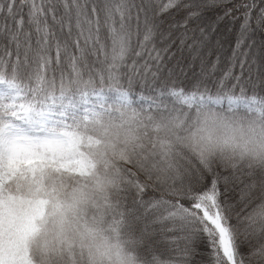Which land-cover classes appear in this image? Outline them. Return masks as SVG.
Returning a JSON list of instances; mask_svg holds the SVG:
<instances>
[{
	"label": "snow or ice",
	"instance_id": "6c2138e0",
	"mask_svg": "<svg viewBox=\"0 0 264 264\" xmlns=\"http://www.w3.org/2000/svg\"><path fill=\"white\" fill-rule=\"evenodd\" d=\"M257 126L264 0H0V264H264Z\"/></svg>",
	"mask_w": 264,
	"mask_h": 264
},
{
	"label": "clouds",
	"instance_id": "9594fccd",
	"mask_svg": "<svg viewBox=\"0 0 264 264\" xmlns=\"http://www.w3.org/2000/svg\"><path fill=\"white\" fill-rule=\"evenodd\" d=\"M252 141V147L256 151L250 153L253 155H259L262 150H264V140H261V130L257 126L255 134L245 133ZM158 179L163 180V176L158 177ZM89 244L92 249L98 253L97 261L103 260V264H120V260L123 258V254L120 256L116 255L117 240L115 236L107 230H98L93 236L89 239ZM111 249V256L105 255Z\"/></svg>",
	"mask_w": 264,
	"mask_h": 264
}]
</instances>
